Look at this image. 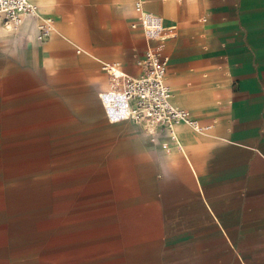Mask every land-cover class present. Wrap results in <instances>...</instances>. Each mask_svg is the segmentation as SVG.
<instances>
[{"label": "crops", "instance_id": "1", "mask_svg": "<svg viewBox=\"0 0 264 264\" xmlns=\"http://www.w3.org/2000/svg\"><path fill=\"white\" fill-rule=\"evenodd\" d=\"M32 1L54 19L42 42L38 17L13 28L0 15V179L9 146L31 131L39 155L60 146L65 161L102 163L108 195L93 216L82 205L73 217L70 203L32 264H264V0L145 1L171 34V102L206 126L178 121L177 140L165 127L108 121L98 96L109 84L103 61L138 75L156 44L131 25L132 0ZM2 184L0 264H26Z\"/></svg>", "mask_w": 264, "mask_h": 264}, {"label": "rangeland", "instance_id": "2", "mask_svg": "<svg viewBox=\"0 0 264 264\" xmlns=\"http://www.w3.org/2000/svg\"><path fill=\"white\" fill-rule=\"evenodd\" d=\"M31 119L27 114L26 123ZM38 149L32 145L31 131H26L23 146H9V169L0 179L8 188L10 242L26 264H32L34 254H46L45 248H38L40 236L42 243L48 240L43 234L52 220L64 217L70 203L73 217L82 213V205L83 212L93 216L108 196L102 193L104 186H99L95 172L102 163L65 161L60 146L55 153L52 147V154L49 146L40 147L41 155Z\"/></svg>", "mask_w": 264, "mask_h": 264}, {"label": "built area", "instance_id": "3", "mask_svg": "<svg viewBox=\"0 0 264 264\" xmlns=\"http://www.w3.org/2000/svg\"><path fill=\"white\" fill-rule=\"evenodd\" d=\"M145 1L132 0L136 17L131 23L133 27H141L145 38L156 41L154 45H147L137 60L144 70L132 75L117 62L103 61L101 67L108 75L109 84L98 91V96L108 121L131 120L148 132H154L159 126L165 127L177 140L173 127L178 121L198 131L206 126L192 117L187 109L171 102V90L165 81L169 57L163 50L164 40L171 34L161 15L145 9ZM0 15L13 28L21 25L26 17H38L36 39L39 42L46 40L54 27V19L40 15L38 4L32 0H0Z\"/></svg>", "mask_w": 264, "mask_h": 264}]
</instances>
